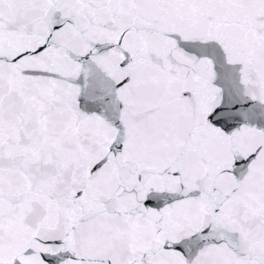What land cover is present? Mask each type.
Here are the masks:
<instances>
[{"label":"snow or ice","instance_id":"snow-or-ice-1","mask_svg":"<svg viewBox=\"0 0 264 264\" xmlns=\"http://www.w3.org/2000/svg\"><path fill=\"white\" fill-rule=\"evenodd\" d=\"M0 264H264V0H0Z\"/></svg>","mask_w":264,"mask_h":264}]
</instances>
